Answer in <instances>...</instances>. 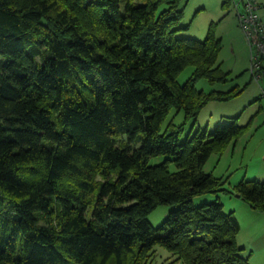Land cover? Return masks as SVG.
Segmentation results:
<instances>
[{"label":"trees","instance_id":"trees-1","mask_svg":"<svg viewBox=\"0 0 264 264\" xmlns=\"http://www.w3.org/2000/svg\"><path fill=\"white\" fill-rule=\"evenodd\" d=\"M182 2L0 0V264H150L156 245L163 264H251L235 213L194 202L235 193L264 211V181L229 189L204 170L247 127H163L242 92L196 88L229 73L215 23L204 40L175 36ZM161 204L176 207L156 227Z\"/></svg>","mask_w":264,"mask_h":264},{"label":"rangeland","instance_id":"rangeland-1","mask_svg":"<svg viewBox=\"0 0 264 264\" xmlns=\"http://www.w3.org/2000/svg\"><path fill=\"white\" fill-rule=\"evenodd\" d=\"M224 0H183L184 18L182 29L176 37H187L204 40L211 24H216V34L222 38V48L218 64L224 72L229 73L225 82L211 83L206 78L196 81V88L206 93L213 90L229 91L234 87L242 92L231 100L211 101L198 114L197 118L186 119L185 113L172 110L163 127L173 120L176 125H183V139L195 134L198 130H214L219 124H229L233 119L239 125L247 127L236 141L230 143L222 153L214 152L204 166V170L225 181L229 189L241 181H264V97L260 84L249 71L250 48L236 17L234 7L223 8ZM260 15L264 20V0H258ZM238 44L234 51V44ZM0 58H3L0 55ZM194 71V66L187 67L178 76L181 84L187 82ZM164 156L150 159V163L163 161ZM174 168V165H171ZM229 196L225 192L207 193L194 199L195 204L220 200L225 210H230ZM232 199H235L233 197ZM236 202L235 200H233ZM238 208V205H236ZM174 204H161L150 214L149 220L159 226L168 216ZM228 212V211H227ZM240 212V210H238ZM243 212V211H241ZM155 256L150 264H163L172 253L161 245L155 246ZM178 264H184L179 261Z\"/></svg>","mask_w":264,"mask_h":264},{"label":"built area","instance_id":"built-area-1","mask_svg":"<svg viewBox=\"0 0 264 264\" xmlns=\"http://www.w3.org/2000/svg\"><path fill=\"white\" fill-rule=\"evenodd\" d=\"M250 48L249 71L260 84L264 97V20L258 0H230Z\"/></svg>","mask_w":264,"mask_h":264},{"label":"crops","instance_id":"crops-1","mask_svg":"<svg viewBox=\"0 0 264 264\" xmlns=\"http://www.w3.org/2000/svg\"><path fill=\"white\" fill-rule=\"evenodd\" d=\"M234 46L233 50L236 51L238 44ZM227 195L230 198V210L226 209V211H233L241 224L238 243L245 248L244 254L250 258L251 264H264V211L253 208L242 196H237L235 193H227ZM233 197L235 199H232Z\"/></svg>","mask_w":264,"mask_h":264},{"label":"water","instance_id":"water-1","mask_svg":"<svg viewBox=\"0 0 264 264\" xmlns=\"http://www.w3.org/2000/svg\"><path fill=\"white\" fill-rule=\"evenodd\" d=\"M237 196H241L240 194H237Z\"/></svg>","mask_w":264,"mask_h":264}]
</instances>
